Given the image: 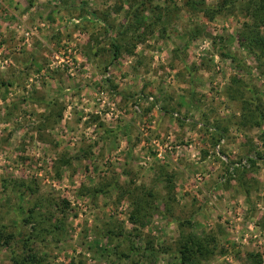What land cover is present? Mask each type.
Masks as SVG:
<instances>
[{
    "label": "rangeland",
    "instance_id": "1",
    "mask_svg": "<svg viewBox=\"0 0 264 264\" xmlns=\"http://www.w3.org/2000/svg\"><path fill=\"white\" fill-rule=\"evenodd\" d=\"M246 24L220 0H0V230L32 233L16 215L39 202L43 264H175L190 233L216 237L203 264H264V118L249 114L264 63ZM18 180L37 188L20 209Z\"/></svg>",
    "mask_w": 264,
    "mask_h": 264
},
{
    "label": "trees",
    "instance_id": "2",
    "mask_svg": "<svg viewBox=\"0 0 264 264\" xmlns=\"http://www.w3.org/2000/svg\"><path fill=\"white\" fill-rule=\"evenodd\" d=\"M235 4H243V8L246 11L247 16L251 19V24L244 25L240 37L246 43V49L248 52L255 54L257 58L264 63V0H220V8L222 9L228 8L229 6H235ZM137 14L139 15L138 12ZM105 22L106 21H103V23ZM114 29L115 27L112 25H106L105 33L108 35L110 32H113ZM110 46L112 49L111 59L117 60L122 53V46L115 38L111 40ZM256 111H259V109L255 108L253 111L249 112L254 125L259 124L258 120L260 121L261 117L264 118L263 111H259L257 116ZM262 142L264 144V138ZM169 181L167 178L166 183L168 186L166 189L168 190L172 188ZM4 184L6 190L10 189V191L17 193L18 209L22 207L27 197H32L35 193H37V188L33 186L35 184L25 180L14 181L11 184L5 181ZM92 193L97 194L98 191L93 190ZM147 196L150 195L144 193V205L140 204V202L134 205V213L130 218L132 223L137 224L140 222V218H145L147 216L150 209ZM59 203L60 204L57 205L58 207L59 205L62 206V208L66 206L64 201H60ZM59 210H61L59 211L61 214L65 212L64 209ZM143 212L144 215H142ZM18 218L21 220L22 228L24 226L27 227L31 225L33 232L25 234L5 233V227H1L0 247L9 250L12 264H43V259L39 258L33 250V244H35V242H43V234L48 232L43 228V225H46L48 221H45V212L41 211L39 202H36L24 213L23 217L16 215V220ZM55 223L58 224L53 225V229L58 231H62L64 229H62V225L57 219L55 220ZM37 228L39 229V232H37ZM106 233L107 237H110L111 235L112 237L120 236L113 234L112 231L109 232V230H107ZM35 236H37V238ZM216 243V237L213 235L198 237L195 234L190 233L185 236H181L178 240L175 252V264H203L211 261L217 248ZM152 248V245L148 243L146 247H144V254L149 253V256H153L154 254ZM139 250L140 249L132 246L129 248V251H131V253H129L130 255L120 254V257L123 259H129L130 256H138ZM134 253L136 254L134 255ZM246 257L249 264H261V258L257 254L250 253Z\"/></svg>",
    "mask_w": 264,
    "mask_h": 264
},
{
    "label": "built area",
    "instance_id": "3",
    "mask_svg": "<svg viewBox=\"0 0 264 264\" xmlns=\"http://www.w3.org/2000/svg\"><path fill=\"white\" fill-rule=\"evenodd\" d=\"M104 104H105V102H102V105H104ZM223 144H224V140L221 139V140L219 141L218 145H217V146L215 147V149H214V150H215L214 152H215L216 154L219 153V150H220V148L223 146ZM222 160L225 161L224 158H222Z\"/></svg>",
    "mask_w": 264,
    "mask_h": 264
},
{
    "label": "crops",
    "instance_id": "4",
    "mask_svg": "<svg viewBox=\"0 0 264 264\" xmlns=\"http://www.w3.org/2000/svg\"><path fill=\"white\" fill-rule=\"evenodd\" d=\"M160 119H161V118H160V114H159V118H158V120H160ZM158 120H157V121H158Z\"/></svg>",
    "mask_w": 264,
    "mask_h": 264
}]
</instances>
